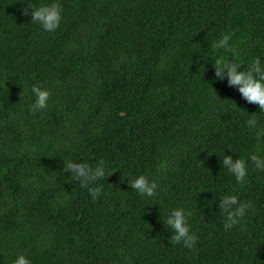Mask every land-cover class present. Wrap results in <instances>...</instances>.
<instances>
[{
    "label": "trees",
    "instance_id": "1",
    "mask_svg": "<svg viewBox=\"0 0 264 264\" xmlns=\"http://www.w3.org/2000/svg\"><path fill=\"white\" fill-rule=\"evenodd\" d=\"M32 3H59L60 27L0 0V264H264V171L249 160L264 158V111L215 76L217 55L234 57L212 50L234 33L238 71L264 64V0ZM33 85L51 93L35 114ZM224 156L246 161L244 187ZM100 160L113 175L93 200L63 168ZM140 175L154 197L129 188ZM226 195L252 203L227 231ZM180 208L193 249L170 242Z\"/></svg>",
    "mask_w": 264,
    "mask_h": 264
},
{
    "label": "clouds",
    "instance_id": "2",
    "mask_svg": "<svg viewBox=\"0 0 264 264\" xmlns=\"http://www.w3.org/2000/svg\"><path fill=\"white\" fill-rule=\"evenodd\" d=\"M23 2L26 3V6L22 9V12L25 16H31L32 23H38L48 32H54L60 27L62 6L59 3L36 6L32 3V0H23ZM232 35L234 33L223 34L220 39L212 44L214 53L219 54L223 50L231 53V56L234 57L230 60L223 55H217L213 65L215 76L221 81L227 77L229 87L237 88L244 100L249 104L258 105L259 109L264 111V64L261 63L260 58H256L249 66L245 67L244 71H238L244 64L239 60L237 50L230 45ZM31 91L36 97L31 106L32 113L35 114L46 109L51 93L48 90H43L38 85H33ZM246 123L250 130L257 129L258 122L255 114L251 115ZM256 136L257 139L264 137V128H259ZM249 160L255 168L264 171V158L257 154H251ZM201 163L203 165L202 161ZM222 166L235 176L241 187H244L247 178V163L244 159L233 160L231 156H224ZM63 171L70 172L71 176L79 182L80 187L87 188L93 200L101 196L103 188L102 186L91 187L90 185H96L98 180L113 175V173L106 172L104 160H100L95 167L87 163L69 161L64 164ZM129 188L135 190L141 196L154 197L157 194L158 184L155 181H149L146 176L140 175L137 178H131ZM219 208L226 217L224 228L227 231L241 223L248 209L252 208V203L241 202L236 195H226L221 197ZM191 216L192 212H186L183 208L171 211L164 221L165 225L173 231L170 239L171 243H182L189 249L194 248L198 237L190 230L188 218ZM14 264H31V261L21 255L14 261Z\"/></svg>",
    "mask_w": 264,
    "mask_h": 264
}]
</instances>
